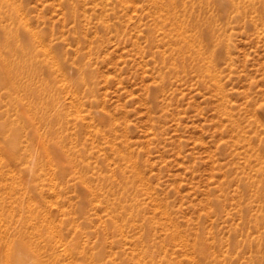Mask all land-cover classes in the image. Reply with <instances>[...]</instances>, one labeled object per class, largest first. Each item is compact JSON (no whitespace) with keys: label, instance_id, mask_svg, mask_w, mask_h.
Masks as SVG:
<instances>
[{"label":"rangeland","instance_id":"obj_1","mask_svg":"<svg viewBox=\"0 0 264 264\" xmlns=\"http://www.w3.org/2000/svg\"><path fill=\"white\" fill-rule=\"evenodd\" d=\"M173 1L12 0L0 14L16 44L0 51L38 60L19 90L0 83V248L30 241L23 264L53 251L56 264H264V0ZM172 15L206 24L221 88L178 55Z\"/></svg>","mask_w":264,"mask_h":264},{"label":"bare ground","instance_id":"obj_2","mask_svg":"<svg viewBox=\"0 0 264 264\" xmlns=\"http://www.w3.org/2000/svg\"><path fill=\"white\" fill-rule=\"evenodd\" d=\"M158 1L162 5V7H164V9L172 10V9L176 8V5H175L173 0H158ZM11 2H12V0H0V14L2 12H6V13H8V15L10 17L13 16V14H11V11L9 9V5ZM171 21L174 24L172 32H174L176 35L178 55L185 58L186 57L185 51L191 49L192 51L189 54L190 60L193 61V63H195V64L198 63V60L200 61L201 58H202V60H205V64H198V67L204 71H208V73H211V74L213 73L215 79L217 80L216 73L214 70L215 65L213 63L214 58L217 57V51H213V50L209 51L207 49V47L205 48V46H204L205 44L203 43V39L200 36V33L201 34L204 33V31H203L204 26L203 25H206V24L205 23L200 24V22L198 20H195L193 18H187V17L181 18L180 16H177V15H172ZM33 33L35 36L36 35L40 36V33L38 30H33ZM212 35L214 36V34H212ZM14 45H16L14 43V39H12V40H11V38H9V39L6 38L4 40L0 39V49L5 47V48H10V49L14 50ZM47 51H48V49H47ZM47 53L52 58L53 63L59 62V60H57V58L54 54H51L49 52H47ZM18 57H15L14 55H5L0 51V71H1L0 72V83L1 82L7 83L9 81V83H11L12 86L14 88H16L17 90H19L18 89V87H19L18 81L20 79L19 76H20V74L21 75L23 74V71H25L26 75H28V76L29 75L36 76V74L38 73V69L36 67H33L32 65H30L31 63L33 64V61L34 62L36 61V64L38 63L36 56L32 55V56H30L31 57L30 59L29 58L28 59L27 58H18ZM18 68H21V71ZM87 77L91 78L88 75V73H86V71L84 70L82 72V74L80 75L78 81L76 82V83H78V87H80V85H82V83L88 82ZM32 83H33L32 81H28L26 86H24L25 89L29 90L33 93H36V95L38 97L46 96V97L51 98V99L54 98V92L53 91L46 90L42 85H39V86L36 85V87H33ZM71 83H73V82H70V84ZM217 83H218V86L221 88L222 85L219 82V80H217ZM45 114H46V111H45ZM52 121H53V119L49 118V122H52ZM15 141L17 142L18 139H16ZM54 141L56 142V144L60 145L59 140L54 139ZM43 148L45 149L46 152L48 151L47 145H45L44 142H43ZM58 148H59V146H58ZM13 149H15V146H11V148L9 150H13ZM54 152H56V154H57V151H54ZM10 153H12V152H10ZM48 154L51 155L54 153H53V151L49 150ZM122 180L123 181H122L121 185L123 188L124 195L125 194L126 195L131 194V196L133 197L134 196L133 189H131V190L129 189L127 179L122 177ZM29 211H31V207H30ZM27 216H28L29 220L34 218L33 213H29ZM4 218H5L4 214L0 212V227H4V223H6ZM6 225H7V223H6ZM49 225L53 226L54 224L50 223ZM37 227H38L37 230L40 231L41 230L40 227L39 226H37ZM26 233L27 232L20 231V235L26 236L27 235ZM18 240H20V241L16 242L15 238H13L11 241L7 240L5 242L3 248L2 247L0 248V251L2 250V252L0 254V257H1L0 264H23L27 260H29V262H30L31 252H29V250H30V247L32 249L34 248L32 243L30 244L29 243L30 241H26V240L24 241L21 237ZM66 249H69L68 245H66ZM143 253H146V249H144ZM57 254L58 253L53 251V253H52L53 256L51 255V259H50V261H48L49 264H56ZM84 261H88V259L85 258ZM78 263L75 261V264H78ZM83 264H85V263H83ZM98 264H106V263L103 261V262H99Z\"/></svg>","mask_w":264,"mask_h":264}]
</instances>
